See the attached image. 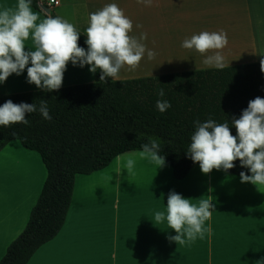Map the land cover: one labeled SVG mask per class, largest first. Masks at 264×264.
<instances>
[{"label": "crops", "instance_id": "crops-1", "mask_svg": "<svg viewBox=\"0 0 264 264\" xmlns=\"http://www.w3.org/2000/svg\"><path fill=\"white\" fill-rule=\"evenodd\" d=\"M39 1L84 34L90 13L117 4L132 21L129 35L139 38L146 33L141 42L156 53L149 60L146 52L135 71L122 68L119 79L214 68L203 63L211 52L201 55L181 46L184 39L204 31L227 34L228 44L220 50L224 66L264 59V0H152L151 6L137 0ZM16 3L0 0V8ZM31 8L39 13L36 23L47 17ZM26 47L34 50L31 34ZM93 80L88 65L69 62L62 86ZM34 90L39 89L27 83L26 69L0 84V95ZM138 151H126L103 169L75 176L62 227L26 264H264V206L253 205L249 188L256 185L241 183L240 175L223 170L203 174L199 164L177 179L166 162L156 168L139 158L135 175L128 176L121 168ZM46 176L40 154L18 139L0 150V259L24 229ZM244 187L250 191H242ZM170 191L197 205L203 199L214 205L202 238L183 245L169 242L167 236L176 233L166 220L157 223L154 216L166 208Z\"/></svg>", "mask_w": 264, "mask_h": 264}, {"label": "trees", "instance_id": "trees-1", "mask_svg": "<svg viewBox=\"0 0 264 264\" xmlns=\"http://www.w3.org/2000/svg\"><path fill=\"white\" fill-rule=\"evenodd\" d=\"M40 1L31 0L39 11ZM57 16L53 10L49 14ZM80 31V30H79ZM80 47L87 49L86 36L80 31ZM94 80L62 86L58 91L34 90L0 95V105L11 100L35 104L46 100L51 120L39 111L26 114L28 124L0 126V150L18 139L27 149L37 151L47 176L37 202L21 233L10 242L0 264H26L34 252L52 239L62 227L68 211L77 174H89L105 168L119 154L141 150L156 138L160 155L177 179L183 178L198 163L187 156L194 122L209 118L228 122L239 118L248 102L264 98V73L260 61L172 72L154 76L112 80ZM163 89L165 95L157 93ZM157 100H167L171 107L161 113ZM228 173L250 175L239 160Z\"/></svg>", "mask_w": 264, "mask_h": 264}, {"label": "clouds", "instance_id": "clouds-1", "mask_svg": "<svg viewBox=\"0 0 264 264\" xmlns=\"http://www.w3.org/2000/svg\"><path fill=\"white\" fill-rule=\"evenodd\" d=\"M137 2L151 6L152 0ZM38 19L39 13L32 10L31 0H17L14 7L0 8V84L10 75L19 76L26 69L27 83L44 92L58 91L69 62L81 68L88 65L90 73L99 70L101 81L106 82V77L118 80L120 70L127 66L128 71H135L146 52L149 60L156 55L141 42L147 38L146 33L139 38L129 35L132 21L115 3L106 4L89 14L85 29L87 49L78 44L80 31L61 16L48 15L36 23ZM30 34L34 50L26 47ZM227 44V34L221 30L194 34L184 39L181 46L201 55L211 52L203 63L222 69L224 56L220 50ZM260 71L264 73V59L260 61ZM157 94L165 95L163 89ZM156 107L163 113L171 105L167 100H157ZM37 111L43 119H52L46 100H41L38 109L33 103L14 104L8 100L0 105V126L26 125L29 123L26 114ZM194 124L195 131L186 153L193 163L199 164L203 174L214 169L228 171L239 160L240 166L251 173L241 172V183L249 182L257 188L264 186V98L257 96L250 100L239 118L231 119L236 135H232L228 122L217 123L209 118L203 123L197 120ZM136 158L147 160L156 168L165 164L156 138H149L140 151L125 159L121 169H126L128 176L135 175ZM212 209L214 205L210 200H200L197 205L189 198L170 191L166 208L157 211L154 219L157 223L166 220L167 227L176 233L167 236L169 242L183 245L186 241H194L197 236L203 237L207 231L204 223L211 218Z\"/></svg>", "mask_w": 264, "mask_h": 264}, {"label": "bare ground", "instance_id": "bare-ground-1", "mask_svg": "<svg viewBox=\"0 0 264 264\" xmlns=\"http://www.w3.org/2000/svg\"><path fill=\"white\" fill-rule=\"evenodd\" d=\"M250 190L254 193V196L256 197V201L254 200L253 205H257L259 207L264 206V186H259L257 188V186H251L249 187ZM243 189H246V187H244Z\"/></svg>", "mask_w": 264, "mask_h": 264}, {"label": "water", "instance_id": "water-1", "mask_svg": "<svg viewBox=\"0 0 264 264\" xmlns=\"http://www.w3.org/2000/svg\"><path fill=\"white\" fill-rule=\"evenodd\" d=\"M39 8L46 14L50 13V8L48 5L44 4V3H40L39 4Z\"/></svg>", "mask_w": 264, "mask_h": 264}, {"label": "rangeland", "instance_id": "rangeland-1", "mask_svg": "<svg viewBox=\"0 0 264 264\" xmlns=\"http://www.w3.org/2000/svg\"><path fill=\"white\" fill-rule=\"evenodd\" d=\"M154 166H155V164H154ZM122 172L124 173V174H126V175H128V173H127V170L126 169H123L122 170ZM251 187V186H250ZM242 191H250V190H246V189H241ZM254 194V193H253ZM254 200L256 201V197L254 196ZM243 201L241 200V202L239 203V204H241Z\"/></svg>", "mask_w": 264, "mask_h": 264}, {"label": "built area", "instance_id": "built-area-1", "mask_svg": "<svg viewBox=\"0 0 264 264\" xmlns=\"http://www.w3.org/2000/svg\"><path fill=\"white\" fill-rule=\"evenodd\" d=\"M50 2L53 3V4H57L58 0H50Z\"/></svg>", "mask_w": 264, "mask_h": 264}]
</instances>
